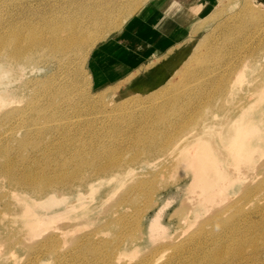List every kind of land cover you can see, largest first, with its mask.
Wrapping results in <instances>:
<instances>
[{
	"label": "rangeland",
	"instance_id": "1",
	"mask_svg": "<svg viewBox=\"0 0 264 264\" xmlns=\"http://www.w3.org/2000/svg\"><path fill=\"white\" fill-rule=\"evenodd\" d=\"M54 1L0 0V35L11 41L16 30L23 31V27H26L24 43H27V33L31 39L37 40V30L45 24L43 18L56 19ZM133 1H89L92 3L91 7L101 3V8L109 12V20H122L128 15L129 19L132 18L125 30L116 37L112 34L102 41L105 34L102 36L98 32L94 45L85 50L82 57L80 45L74 51H66L67 54L52 53L49 48L39 46V50L31 47L33 59L24 67L22 78L14 76L23 68L17 64L13 66L8 79L5 76L1 78L0 83H4L2 88L8 80L11 91L0 89V264H102L101 251L90 246L93 245L90 239L95 234V229L97 240L106 239L107 251L115 247L113 255L122 256L123 259L118 264H146L142 261L150 256L151 249L164 252L163 259L157 261L158 264H163L167 258H173L176 254L177 249L173 245L181 244L183 248L195 245V238L203 235L199 229L201 225H204L206 232L212 231L215 223L210 217L213 214H220L221 219L233 222L241 229L252 216L264 217L258 213H263L264 209L257 207L262 196L247 194L251 187L257 188L261 183L264 185V50L243 67L244 78L233 85L234 89L229 94L232 97L226 99V108H218L209 113L205 126L204 121L202 122L198 129H202L200 133L203 140L199 143L196 137L193 138L199 132L198 129L191 136L178 134V123L182 118L186 115L193 116L185 122L184 127L188 130L199 113H168L170 117L174 116L173 120L177 122L175 125L167 128L154 126L144 134L146 138L154 135L160 139L167 131L173 133L175 137L170 140L178 141L177 148L167 151L166 146V155L158 158L149 155L150 149L159 143L150 142L148 145L145 144L147 142H139L136 145L138 148L134 145L133 149L131 144L123 142L124 135H137L140 132L139 126L154 114L132 106L125 107L123 103L133 98L145 100L156 92L159 94L157 96L165 94L164 88L179 81L178 74L181 75L186 68L185 64L189 60L195 64V51L201 44L214 38L218 45H227L223 71L227 70L231 62L240 63L252 50L264 47V0H234V4L232 0H224L222 7L218 0H212L201 19L196 20H180L177 15L175 21L166 19V22H159L152 18L153 13L147 14L146 17H151L154 21L153 26L158 27V31L153 30L168 37H160L155 47L146 44V39L143 41L138 37L128 41V38L138 32L136 29L139 28L136 27L139 23L134 21L149 9L155 11L153 7L161 3L156 4V1L143 8H136L135 11H127ZM78 7V3H73L68 9L76 10ZM217 8L222 18H217L216 21L219 19L223 26L219 31L215 29L218 23H213V20L207 22L210 18L206 19ZM254 10L263 15L258 17L260 22L253 14ZM236 14L237 17H233ZM239 17H243V21L237 23V30L234 31V19ZM29 18L34 20L37 39L27 31ZM130 24L132 26L129 27ZM144 34L150 40L151 33L144 31ZM214 34V37L209 38V35ZM97 41L99 42L96 43ZM164 42L166 44H162ZM127 48L134 49L137 55L136 63L131 68L126 66ZM221 56L222 54H218V57ZM248 60L250 58L245 59ZM4 61L5 58L1 57L0 64ZM241 70L242 64L239 72ZM231 76L233 80L238 78L237 74ZM160 99L153 103H161L163 99ZM223 102L218 104L222 106ZM153 103H145L146 108L149 109ZM238 113H243L238 128V134H242L238 140L245 144L239 148L247 153L251 161L244 163L242 157L238 160L234 156L221 161L226 171L230 168V172L235 173L231 179L217 185L216 188L220 191L215 192L208 200V192H201V189L194 187L193 168L187 163L181 166L178 154L182 148L190 147L191 153L204 148L206 144L214 145L219 153L226 151L229 138L234 133H230L229 124ZM55 120L60 122V128L58 123L53 124ZM49 121L51 122L48 123ZM113 122L121 124L125 130L111 134L108 129ZM253 124L257 126L256 130L252 128ZM98 135L109 137L107 147L100 144V138L95 137ZM119 138L123 147L111 151L117 145L115 140ZM194 143L199 145H196L198 148L192 149ZM95 156L97 159H93ZM92 159L94 162H91ZM116 160L127 162L134 174H125L122 179L94 173H89L88 176L97 162L109 163ZM146 160L148 163H145ZM8 164L15 168L19 177L32 173L34 177L53 178L72 172H75L74 175L85 172L84 177L91 184L84 188L78 187L73 193L65 190L61 195H56V199L42 194L34 195L12 183L13 173L5 170ZM79 164L82 166L80 171L76 169ZM233 165L236 171L232 170ZM137 181L148 183L145 188L147 192L151 191V199L141 188L135 201L126 199L127 186L130 182L135 184ZM194 189L198 192L193 191ZM117 198L124 199L121 211L130 215L124 222L116 219L117 213L112 216L106 212ZM186 202L189 206L187 211L183 207H187ZM234 202H239L242 209L233 207ZM138 209L143 210L141 217L135 215ZM238 211L243 214L244 222L240 224L233 220L234 217L237 218ZM89 220L96 223L92 224ZM47 222L50 224L46 225ZM61 233L66 236L63 235L65 241L60 253L66 252V257L51 254L49 248L42 246L47 237L62 235ZM66 239H78L80 244L68 246ZM121 240L123 242L118 244ZM253 241L261 247L264 239L256 234ZM121 247H124L123 253H118ZM244 250L241 256L233 259V264H252L250 258L255 250L254 245L246 244L242 247V251ZM261 254L264 258V251ZM243 258L245 261L240 262ZM226 260L229 258L225 256L217 264H228ZM211 262L212 259L207 257L203 259V264Z\"/></svg>",
	"mask_w": 264,
	"mask_h": 264
},
{
	"label": "bare ground",
	"instance_id": "2",
	"mask_svg": "<svg viewBox=\"0 0 264 264\" xmlns=\"http://www.w3.org/2000/svg\"><path fill=\"white\" fill-rule=\"evenodd\" d=\"M89 1L90 0H55L53 2V5L55 6L56 9L55 10L56 19L49 17L46 20V18H43L45 24L43 27L37 30L39 31L38 39L35 36L36 29L33 24L34 20L29 18L27 20L28 22L27 31H29L31 35L34 36L37 40L31 39L27 33V39H26L27 43L25 44L23 38L26 35L24 33L26 27L23 26H22L23 31L16 30L14 33V37L13 39H11V41L6 39L4 36L0 35V58L1 57L5 58L4 63L0 64V81L1 78H3L4 76L7 77L13 72V66L15 64L23 68H21L18 74H14V76H18L19 78L22 76V73L25 69L24 67H27L31 63L29 61L33 59L34 52L30 53L32 48L39 46L41 48H49L52 53L65 52L67 54L66 51H74L80 45L81 46L80 52L82 57L83 52L85 50H88L92 45H94L95 36L98 32H100L102 36L105 34L104 35L105 37L102 40L104 41L108 37H111L112 34L114 35L117 32H119L124 27V24L127 23L129 19L128 17L129 15L122 20H117V19L109 20L107 19V14H109V12L101 8L100 6L101 3H99L100 5L97 4L94 7H91L92 3ZM223 1L224 0H218V4H220L219 5L220 7L223 6L222 4ZM232 1L234 4L235 1L234 0ZM148 2L149 0H134L133 3H131V5H129V7L127 8V11L128 10L135 11L136 8L139 9ZM73 3H78L79 7L76 10H69L68 9L69 5H72ZM218 8L216 9V11H214L215 10L214 9L209 17L207 18L205 17L206 19L210 18L207 22L213 20V23H218L217 25L218 27L215 28L216 31H219L223 28V26L220 23V20L218 19L216 21L217 18H222L220 12L217 11ZM253 14L256 15L257 20H259L258 17L263 16L257 10H254ZM237 15L238 14L233 15V17H237ZM12 16L13 13L11 14V17ZM242 18L243 17L234 19V26H233L234 31L237 30L238 27L237 23L243 21ZM102 24L104 25L102 26ZM209 36H210L209 38H212L215 36V34ZM100 40L101 37L99 41ZM99 41H97L96 43H98ZM37 49L39 50L38 47ZM226 49H227V45L225 44L218 45L216 42H214V38L208 40L206 44H201L200 47L195 51V55H194L195 64L193 63L192 60H189L185 64L186 68L182 71L181 75L180 73L178 74L179 81L178 82L176 81V83H170L169 86L166 87V89L164 88L165 91L162 89L166 95L162 93L161 90L162 94L160 96H157L159 94L156 92L152 94L149 98L145 99L147 102L144 103L142 101L145 100H141L139 98H133L125 101L123 103L125 107L132 106L137 109L150 111V113H154V114L150 115L147 118V121L143 125L139 126L140 134L138 133L137 135L135 136L132 135L131 137L124 135L123 142L126 141V143L131 144V146H133V149H134V145L136 146L139 142H143V143L147 142L145 144L148 145L150 142L159 143L158 145H156V147L150 149L151 151L149 152L150 156L155 155L154 157L158 158L161 155H166L167 152L164 153L166 151V146H168L167 151L173 148H177L178 141L171 142L170 140L171 138L175 137L174 134L167 131L166 134L160 137V139L159 137L158 138L154 137V135L153 137L146 138L144 134L154 126L167 128L170 125H175L177 122L173 120L174 116L170 117L168 113H199L196 121L192 124V126L188 130L184 127L185 122L191 120L193 116L186 115L185 118H182V120L178 123L179 125L178 134L179 135L182 134L181 136H184V134L185 135L190 134L191 136V133L192 132L195 133L194 130H197L201 126L203 121L205 126L206 124L205 120L209 116V113L214 112L218 108L224 110L226 108V99L228 97H232L229 94L231 90L234 89L233 85L236 84L240 78H244L245 73L243 67H245L250 61H252L254 57L259 56L260 52L264 50V47L261 49H257L255 51L252 50L250 54L245 58V59L250 58V60L245 61V59H243L240 63H237L236 61L231 62L228 65L227 70L223 71L224 68L223 59ZM6 52L7 55H5ZM27 52L30 54H28ZM218 54H222V56L218 57ZM241 64H242V70L241 72H239V67L241 66ZM232 74H237L236 77L238 78L236 80H233V77L231 76ZM9 77H7V79ZM7 81L5 83L4 88H2L4 83L2 82L0 83V89H6L7 91H11V89L8 88L9 83ZM42 88L43 87H41V89ZM7 91L5 92L7 93ZM0 96H2L1 93ZM157 99L160 100L163 99V100L159 104L153 103V101H156ZM220 101H224L222 106L218 104ZM148 102L153 103L151 104L150 107H148L149 109H147L146 108L147 106H145V103ZM58 109L60 110L61 107H58ZM242 114L243 113H238L236 118L233 120V122L229 124V127L231 129L230 133L232 131H234V133L233 136L229 138L226 151L219 153L218 150L215 149V146L210 144L208 145L206 144V146L204 145L203 148L202 147L203 144L201 143L200 147H202V149L199 148L201 149L200 150L201 152L199 151V149H196L195 150L196 152L193 151L190 153L189 150L190 147H189V148H182V151L178 154V156H180V161H182L181 166L187 163L193 168L191 170L193 171V175H194L193 176L194 187H198V189H201V192L203 191L208 192L209 194L207 193L208 197L206 198L208 200L211 199L210 196H213L215 192L218 193V191H220L218 190V188H216V186L219 184H223L227 180L231 179L233 177V174L235 173V172L234 173L230 172L229 170L230 168L228 169L229 171L228 170L226 171V169L223 168L221 161L224 162L227 159H230L232 156H234V158L238 160L241 159L240 157H242L241 160H243L244 163L251 161L250 158H248L247 153H243L242 149L239 148L245 145L240 143L238 140V137H240L242 134V133L238 134V128L241 122ZM57 121L56 120L53 121V124L54 122H56L55 124H57L58 123ZM50 122L51 121H49L48 123ZM61 125H66V124L61 123ZM110 125L111 128H109L108 130L109 132H111V134L119 133L125 130L124 127L119 123L113 122ZM57 126L60 128V122L57 124ZM89 128H93V127H89ZM252 128L253 130H256L257 126L253 124ZM201 130L202 129H198L199 132L193 135V138L196 137L197 143L203 140L201 138V133H200ZM95 137H99L100 144H102L103 147H107L106 145L107 140H109L107 138L109 137L101 136V135ZM120 138L115 140L117 145L113 147L111 151L123 147L122 145L123 142L120 140ZM196 145L198 144H195V147L191 146L192 149L198 148L199 145L198 146ZM95 147H98V145H95ZM155 152L160 154L158 155L154 154ZM96 155L100 157L98 153H96ZM94 158L97 159L96 156L93 157V159ZM93 159L91 162H94ZM145 163H148L147 160L145 161ZM64 166L66 167V165H63V167ZM76 169L80 171L82 169V166L79 164ZM234 169L235 168L233 165L232 170L236 171ZM5 170H8L13 173V176H11V178L13 180L12 183L14 185L16 186L20 185L21 187L24 188V190H27L34 195L42 194L44 196H48L53 199H56L55 196L61 195L65 190L73 193L78 187L84 188L91 184L88 178L84 177L86 176L85 172H79L76 175H74L75 172H72L71 174H67V172H61V174H67V175H57L53 178H48L45 176L34 177V174L32 173H29L27 176L19 177L15 168L11 164H8ZM89 173L99 174L110 178L118 176L121 179L125 174L127 175L134 174L133 171L129 168L128 163L121 160L111 161L109 163L97 162V164L94 165L92 171L88 172V176ZM235 176L237 177L236 174ZM252 181L253 180L251 179V182ZM147 184L148 183L146 181H139V182L137 181L135 184H131L130 182L125 191L126 199L131 198L132 202L135 201L136 197L138 196L137 194L140 188L151 199V195H152L151 191H149L151 193L150 194L149 192H147V189L145 188L146 186H148ZM255 188L251 187L250 191L247 194L250 195L254 193L256 195L262 196L257 207L264 209V185L261 183L256 188V190ZM193 191H195V189ZM195 192L198 191L196 190ZM196 199L197 198L195 197L194 200ZM184 201H186V198ZM123 203H124V199L121 198L115 199L111 205L109 204L110 207L107 208V211L105 210L106 212H108L107 215L114 216V214L117 213L116 216L117 218L116 217L115 218L118 219L119 222H124L126 218L130 217V215H128L126 212L121 211L122 207L124 206ZM186 205L187 207L186 206L183 207L187 211L189 208L187 202ZM6 207L8 208L9 204H7ZM233 207H235L236 209H242V205L239 202H234ZM247 210H251V209H247ZM142 212H143L142 209H138L135 215L137 214V216L141 217ZM258 213L264 215V212L263 213L258 212ZM236 214H237V218L234 217L233 220H235L238 224H240V222H244L242 218L243 214L240 211L236 212ZM186 216L183 217L184 220L186 219ZM210 220L215 223L212 231L206 232L203 227L204 225H201L199 229L203 235L195 238V245L193 247H188V248H183L181 244L173 245V248L177 249L176 254L173 256V258L172 257L167 258V261L163 262V264H203V259L205 257H207L208 259H212L211 264H217L220 263V261L223 260L225 256L229 258V260H226V262L230 264L232 263V261L235 260L237 256L239 255L241 256L242 253L245 252V250L242 251V247L249 243H252L255 247L254 253L250 258L251 263L264 264V258L263 256H261L262 255L261 253L264 251V249L262 250L261 248V247L264 248V241L261 247L255 244L253 241V237H255L256 234H259L264 239V217L254 218L252 216L243 229L235 225L233 222L228 223L224 221L223 219H221V215L218 213L213 214L210 217ZM89 222H92V224L96 223V221L94 220H89ZM45 224L49 225L50 222H47ZM94 232L95 234L92 235L90 239V242H92L93 245L90 246L96 251H101L100 255H103L101 263L102 264L121 263V259H123L121 258L122 256L113 255V250L115 247L110 248V251H107V247H106L107 242L104 241L106 239L103 238L101 240H97L96 239L97 229H95ZM61 234L62 235H54L47 237V239L44 241V244L42 246L44 248H49L50 249L49 252L51 254H56L57 256L66 257L67 256L66 252L62 254L60 253V248L62 246V243L65 241L64 236H66L64 233ZM182 236L180 237L183 238ZM7 240L9 241V239ZM66 242L68 243V246H74L80 244L78 239H75L74 241L71 240L68 241L66 239ZM121 242H123V240H121L118 244H120ZM190 242H193V240ZM123 250L124 247H121L118 250V253H123ZM151 250L152 251L150 253V256L149 255L146 256L143 259L142 263L158 264L157 261L160 258L161 260L163 259L162 257L164 255L162 254L164 252H161L160 250H156V249H151ZM242 260L245 261L243 258L241 259L240 262H242Z\"/></svg>",
	"mask_w": 264,
	"mask_h": 264
},
{
	"label": "crops",
	"instance_id": "3",
	"mask_svg": "<svg viewBox=\"0 0 264 264\" xmlns=\"http://www.w3.org/2000/svg\"><path fill=\"white\" fill-rule=\"evenodd\" d=\"M152 2H156V4L160 2L161 4L156 5L157 7L153 5L154 6L153 8H155V11H150L151 9H149V11L142 13L143 15H140V18L134 21V22L139 23V26L136 27L139 29H136L138 32L134 33V36H130L128 38V41L139 37L140 40H143V41L146 39V44H151V45H154L155 47V44L157 45V42L160 39V37H164V36L166 38L168 37L164 35V33H161V32L158 33L154 31V30H157L158 27L153 26L154 21L150 19L151 17H146L147 14L153 13L152 18L154 17V20L159 21V22H162V21L166 22V19L175 21V17L177 15H179L178 17L180 20H182L183 18L184 19L186 18V20L201 19V15H203L207 7L211 5L212 0H149L148 3L151 4ZM144 6H142L141 8H143ZM131 18L129 19V21H127L126 25H124V27L119 32L113 35L114 37H116L117 34H119L122 30L123 31L125 30L126 26L130 23ZM131 24L129 25V27L132 26ZM179 25L183 26V24L181 23H179ZM144 31H149L151 33L150 40L146 38L147 36H145ZM151 39L155 43L152 42ZM162 44H166V42ZM125 53L128 54V56L125 59V61L128 63V65L126 64V66L131 68L136 63V58H137L135 57L137 56L136 51L134 49L127 48ZM130 55L132 57H130ZM121 59L124 60V57H122Z\"/></svg>",
	"mask_w": 264,
	"mask_h": 264
}]
</instances>
